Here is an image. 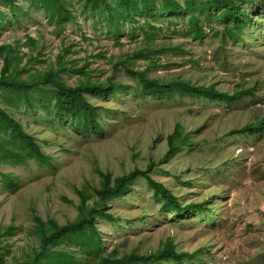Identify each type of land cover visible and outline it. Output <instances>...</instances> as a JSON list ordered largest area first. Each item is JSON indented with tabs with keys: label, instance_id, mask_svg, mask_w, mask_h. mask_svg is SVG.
I'll return each mask as SVG.
<instances>
[{
	"label": "rangeland",
	"instance_id": "obj_1",
	"mask_svg": "<svg viewBox=\"0 0 264 264\" xmlns=\"http://www.w3.org/2000/svg\"><path fill=\"white\" fill-rule=\"evenodd\" d=\"M176 1L184 8L180 12L131 13L134 19L119 21L117 33L106 31L97 12L83 13L80 0H68L73 20L58 22L27 3L15 1L11 10L0 4V69L3 47H10L16 67H26L22 79L63 63L58 75L66 84L111 78L125 85L111 95L87 97L91 106L102 109L95 133L38 107L16 110L20 115L14 117L48 159L0 161V174L12 175L17 184L7 189L0 181V259L6 264L24 260L34 248L33 216L59 224L72 221L76 189L90 194L99 184V172L114 178L150 163V176L182 206L204 202L210 209L168 210L139 176L130 191L107 202L106 212L115 221L97 219L100 254L151 255L171 241L178 253L189 256L154 264H264V129L256 135H230L264 117V0H237L252 20L243 41L223 35L231 24L221 18L222 8L189 0L195 4L191 14L184 0ZM190 15L203 29L199 39L185 35ZM119 62L161 81L214 85L227 93L252 88L253 95L233 103L181 95L141 97L136 79ZM176 124L190 144L160 162ZM75 249L70 247L76 258L67 264L94 263L93 255Z\"/></svg>",
	"mask_w": 264,
	"mask_h": 264
},
{
	"label": "trees",
	"instance_id": "obj_2",
	"mask_svg": "<svg viewBox=\"0 0 264 264\" xmlns=\"http://www.w3.org/2000/svg\"><path fill=\"white\" fill-rule=\"evenodd\" d=\"M15 1L30 4L41 8L50 18L58 21H71L72 14L67 7L68 0H0V4L8 5V10L13 9ZM83 13L97 12L106 24V31L120 32L119 21L134 19L131 13H141L153 17L158 11L178 13L183 6L176 0H80ZM185 9L193 13L195 4L184 0ZM203 6H218L222 8L221 18L231 24L224 29V36L229 40L243 41L241 35L252 23L250 16L242 12L237 6V0H204ZM158 5V6H157ZM14 15V14H13ZM126 19V20H125ZM189 30L187 37L199 39L204 34L203 29L196 20L189 16ZM148 24V22L146 21ZM147 40L152 39L153 33L145 35ZM2 58L0 69V161L5 163H21L26 159L47 161L48 157L41 153L33 137L14 117L20 115L16 112L19 107L27 109L36 107L44 110L46 114H56L67 117L73 124H77L86 132H97L100 128L98 120L101 108L93 107L87 97L101 98L114 94L125 88L122 83L114 82L111 78L103 82L93 80H80L76 85H69L59 77V72L65 64L59 63L57 70L49 69L22 79L20 75L26 73V67H16V58L11 56L10 47ZM9 53V54H8ZM35 58H32V61ZM31 62V61H30ZM124 71L136 79L135 91L141 97L151 95L162 99L173 95L199 97L206 101L233 103L242 96L253 95V89H240L232 93L219 91L214 85L199 86L181 80L161 81L146 76L144 71L128 69L124 62H119ZM116 66V65H115ZM43 89H47L45 91ZM36 101V102H33ZM9 108V109H8ZM22 115V114H21ZM264 129V117L230 132L234 134L256 135ZM189 135L183 133L179 124L173 132L166 137L167 152L160 162L172 156L176 151L189 145ZM153 165L150 163L144 170L134 169L126 174L112 178L108 172H99V184L92 187L90 194L86 189L75 190L78 197L76 217L65 224H59L49 218L42 220L33 216L32 236L36 243L31 253L24 260L13 264H67L75 260L76 256L70 247H76V252L93 255V264H154L159 259H170L179 262L189 256L187 253H178L175 245L170 241L161 249L151 255L125 254H100L101 238L96 227L97 219L115 221L112 214L106 212L107 202L122 197L130 191L134 179L142 177L153 196L163 201V206L177 214L188 211H208L206 203L186 205L175 197L162 183L150 176ZM1 183L7 189L16 187L15 180L10 174H0ZM185 182L183 185H188ZM11 229L6 230L9 235ZM0 264H6L0 259Z\"/></svg>",
	"mask_w": 264,
	"mask_h": 264
}]
</instances>
